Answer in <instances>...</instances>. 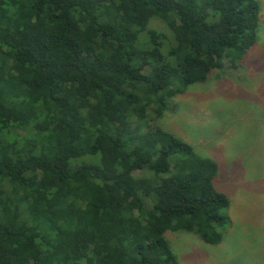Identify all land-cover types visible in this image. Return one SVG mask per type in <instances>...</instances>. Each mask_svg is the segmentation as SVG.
<instances>
[{
  "label": "trees",
  "instance_id": "1",
  "mask_svg": "<svg viewBox=\"0 0 264 264\" xmlns=\"http://www.w3.org/2000/svg\"><path fill=\"white\" fill-rule=\"evenodd\" d=\"M260 11L0 0V264H178L166 238L177 231L219 244L230 201L217 163L151 114L241 67Z\"/></svg>",
  "mask_w": 264,
  "mask_h": 264
},
{
  "label": "rangeland",
  "instance_id": "2",
  "mask_svg": "<svg viewBox=\"0 0 264 264\" xmlns=\"http://www.w3.org/2000/svg\"><path fill=\"white\" fill-rule=\"evenodd\" d=\"M259 1L257 40L242 66L215 70L205 83L174 96L162 117L151 114L150 124L217 163V185L230 201L219 244L193 232L166 233L178 264H264V0ZM149 28L165 31L158 19Z\"/></svg>",
  "mask_w": 264,
  "mask_h": 264
}]
</instances>
